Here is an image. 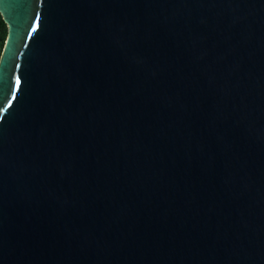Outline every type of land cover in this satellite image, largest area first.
I'll return each mask as SVG.
<instances>
[{
  "label": "water",
  "instance_id": "95a60500",
  "mask_svg": "<svg viewBox=\"0 0 264 264\" xmlns=\"http://www.w3.org/2000/svg\"><path fill=\"white\" fill-rule=\"evenodd\" d=\"M0 13V264H264V0Z\"/></svg>",
  "mask_w": 264,
  "mask_h": 264
},
{
  "label": "trees",
  "instance_id": "16d2710c",
  "mask_svg": "<svg viewBox=\"0 0 264 264\" xmlns=\"http://www.w3.org/2000/svg\"><path fill=\"white\" fill-rule=\"evenodd\" d=\"M7 24L4 22L2 15L0 13V57L7 39Z\"/></svg>",
  "mask_w": 264,
  "mask_h": 264
},
{
  "label": "snow or ice",
  "instance_id": "6c2138e0",
  "mask_svg": "<svg viewBox=\"0 0 264 264\" xmlns=\"http://www.w3.org/2000/svg\"><path fill=\"white\" fill-rule=\"evenodd\" d=\"M33 31H35V29H33ZM20 83H21V81L19 79H17L16 86L19 87L20 86Z\"/></svg>",
  "mask_w": 264,
  "mask_h": 264
}]
</instances>
